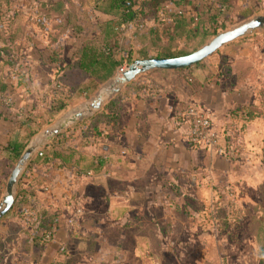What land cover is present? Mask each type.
<instances>
[{"label":"crops","instance_id":"obj_1","mask_svg":"<svg viewBox=\"0 0 264 264\" xmlns=\"http://www.w3.org/2000/svg\"><path fill=\"white\" fill-rule=\"evenodd\" d=\"M254 1L237 0L223 13L242 18ZM213 2L184 0L179 7L166 3L163 10L182 11L193 30L195 13L211 8ZM70 3L88 29L111 18L95 11L91 0ZM61 5L67 9L68 1L0 0V85H9L14 100L11 109L0 107V198L15 165L10 166L7 143L26 144L113 79L97 90L88 80L82 92H64L69 95L67 107L51 117L49 106L59 97L54 93L55 77L71 61L77 42L69 30L58 34L62 19L56 6ZM162 20L172 22L167 16ZM153 23L146 21L147 27ZM125 35L134 54L143 47L134 29ZM58 47L59 55L55 54ZM235 69L199 62L181 70L140 74L128 84L140 78L145 86L155 88L126 98L115 127L94 132L83 145L76 142L78 131H67L84 118L68 125L53 145L65 158L70 154L67 165L56 167L58 159H52L39 173L22 178L17 192L20 188L32 192L18 203L16 212L22 216L8 213L0 219V264H161L162 255L192 256L196 248L199 256L180 263L173 260L174 264H260L264 217L256 220L242 210L264 199V94L260 93L264 71L256 86L244 87ZM194 105L210 115L219 144L224 145L229 135L234 145L241 146L238 159L187 142L183 112ZM37 127L42 129L26 140ZM76 171L91 175L78 181ZM64 197L79 201L81 214L73 224L67 222L73 214ZM218 205L224 211L235 209L234 224L227 222L224 213L225 220L209 214ZM44 208L59 210V221L50 239L35 244L33 222Z\"/></svg>","mask_w":264,"mask_h":264},{"label":"trees","instance_id":"obj_2","mask_svg":"<svg viewBox=\"0 0 264 264\" xmlns=\"http://www.w3.org/2000/svg\"><path fill=\"white\" fill-rule=\"evenodd\" d=\"M67 1V9H63L62 5L56 6L57 11L61 10L60 18L62 19L57 25L58 34L69 30L76 37L77 42L71 61L61 67L55 77L54 93L59 94V97L54 98L49 106L51 117L63 111L67 107L65 101L69 95L82 92L88 80H91L93 89L97 90L99 85L114 78L118 75L120 68L127 67L134 60L154 57L172 58L192 52L189 47L192 46L194 39L200 40V45H202L210 35L226 28L231 15L223 12L234 7L237 0H214L211 8L198 10L191 19L193 30H190L188 18L182 11L164 12L163 10L166 3L179 7L184 0H91L95 11L111 16L109 20L96 22L94 29L87 28L88 24L81 13L77 11L75 13L71 7V0ZM64 10H66L65 14H63ZM254 12L255 9L252 6L249 13L242 14V18L250 17ZM163 16L171 18L172 22H165L162 20ZM147 20L154 22L151 27H147ZM131 28L138 35V41L143 44V47L139 48L135 54L132 44L129 42L130 39L125 35ZM61 50L60 47L56 48L55 54H61ZM241 73L243 72L238 71L237 77ZM188 79L191 80L190 77ZM142 82L143 80L139 78L126 85L122 92H118L109 99L101 111L77 122L67 132L78 131L76 142L86 145L94 132L98 133V130L106 129L107 126L115 127L126 98L139 90L155 88L150 84L145 86ZM8 92H10L9 85L1 83L0 94ZM64 92L70 94L67 96L64 95ZM260 93L264 94V85L260 89ZM0 113L2 112L0 111ZM36 132L31 131L26 136V140ZM62 136H65V133ZM58 142L59 137H56L49 145L42 147L40 150L44 154L43 157H32L22 178L30 173H39L42 165H48L52 159L59 160L55 163L56 167L67 165V158L70 157V154L68 153L65 158L53 149V145ZM234 143V138L225 135L226 147L234 146ZM24 146L25 144L19 141L7 143L6 149L11 154V167L18 160ZM262 160L264 162V146ZM97 164V167H100L102 161L98 160ZM31 194V190L20 188L9 214L22 216V213L17 214L16 212L18 203L21 200L29 199ZM227 195L226 193L225 196L227 197ZM59 213L60 211L57 209L47 208L37 212V218L33 222L32 242L37 244L51 238L58 225ZM258 252L260 264H264V247H261Z\"/></svg>","mask_w":264,"mask_h":264},{"label":"water","instance_id":"obj_3","mask_svg":"<svg viewBox=\"0 0 264 264\" xmlns=\"http://www.w3.org/2000/svg\"><path fill=\"white\" fill-rule=\"evenodd\" d=\"M263 27L264 15H257L233 28L217 33L204 45L188 54L172 58L154 57L134 60L122 73L116 75L108 85L100 88L92 98L85 101L76 111L65 114L28 140L8 175L5 192L0 198V219L13 208L17 196V187L26 171L29 160L38 149L47 146L68 125L101 111L109 99L121 90L122 86L130 83L140 74L152 70H181L191 67L203 61L222 46Z\"/></svg>","mask_w":264,"mask_h":264},{"label":"rangeland","instance_id":"obj_4","mask_svg":"<svg viewBox=\"0 0 264 264\" xmlns=\"http://www.w3.org/2000/svg\"><path fill=\"white\" fill-rule=\"evenodd\" d=\"M254 9L256 10V13L248 18H240L238 15H231V18L226 28L223 30H218L217 33H220L222 31L228 30L230 28H233L239 24H241L244 21H247L248 19H251L257 15H264V0H255L254 1ZM231 22V23H230ZM216 33V34H217ZM214 34V35H216ZM214 35H210L205 42H203L202 45H204L207 41H209ZM200 40L194 39L193 44L191 47V50L194 51L201 47ZM208 65H211L213 67H219L221 66L223 69L228 68L230 71L232 68L238 67V70H234V72L242 71L241 75L238 77L241 81V84L244 85V87L249 86H256L257 83L262 79V72L264 71V27L255 30L251 34L241 37L239 39L234 40L231 43H228L224 46H222L220 49H218L216 52L205 58L203 61ZM42 129V127L35 128L36 131H39ZM241 146L237 147L240 148ZM242 150V149H241ZM211 205V204H210ZM212 206V205H211ZM255 207L247 209H243V215L245 213H249L248 216H251L256 218V220H259V217L263 215L264 217V199L261 201L259 200ZM230 211H224L223 207L218 205V209L215 211H210V215L213 217H219L224 218V214H226L228 217V223L234 224L232 220L235 217V209L229 208ZM211 210V209H210ZM224 213V214H222ZM247 217V216H246ZM221 220V219H220ZM225 220V219H223ZM248 222L250 224H253L252 221ZM223 225V224H222ZM229 225V224H228ZM213 227V224H211ZM235 226V225H234ZM233 226V227H234ZM232 227L231 231L234 229ZM253 231L257 232V226H252ZM213 240H210V242ZM128 245L130 244V241L127 242ZM222 243V242H221ZM199 256V248H196L194 251V254L192 256L187 255H180L176 257H172L170 255H162L161 264H174L173 260L177 263H180L181 261H186L188 258H193ZM212 259H219L218 255H210Z\"/></svg>","mask_w":264,"mask_h":264},{"label":"built area","instance_id":"obj_5","mask_svg":"<svg viewBox=\"0 0 264 264\" xmlns=\"http://www.w3.org/2000/svg\"><path fill=\"white\" fill-rule=\"evenodd\" d=\"M127 67H122L119 69L118 75L122 73ZM11 78L16 79V74H12ZM14 105V100L10 92L5 94H0V107L5 106L8 109H11ZM183 123L185 125V138L188 143L193 146L203 145L209 148L214 149L219 155L225 156L229 159H238V148L236 145L226 147L218 143L217 138L213 135L211 128V117L210 115L204 113L200 107L194 105L187 108L183 112ZM41 149V148H40ZM38 149L34 157L42 158L43 152ZM90 171H76L74 176L76 180L90 176ZM64 203L67 207L72 209L73 217L67 220L68 224H73L75 222L76 215L81 214L80 205L77 204L79 201L76 200V203L70 197H64ZM75 217V218H74Z\"/></svg>","mask_w":264,"mask_h":264}]
</instances>
